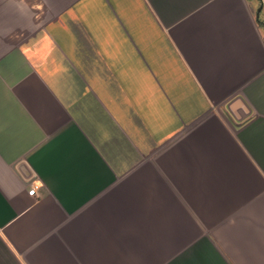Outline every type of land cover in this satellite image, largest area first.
Here are the masks:
<instances>
[{"label":"crops","instance_id":"1","mask_svg":"<svg viewBox=\"0 0 264 264\" xmlns=\"http://www.w3.org/2000/svg\"><path fill=\"white\" fill-rule=\"evenodd\" d=\"M0 264H264V0H0Z\"/></svg>","mask_w":264,"mask_h":264},{"label":"built area","instance_id":"2","mask_svg":"<svg viewBox=\"0 0 264 264\" xmlns=\"http://www.w3.org/2000/svg\"><path fill=\"white\" fill-rule=\"evenodd\" d=\"M38 189V184L37 183H31L30 185V189L28 190L27 194L30 196V197H34L36 191Z\"/></svg>","mask_w":264,"mask_h":264},{"label":"trees","instance_id":"3","mask_svg":"<svg viewBox=\"0 0 264 264\" xmlns=\"http://www.w3.org/2000/svg\"><path fill=\"white\" fill-rule=\"evenodd\" d=\"M259 15H260V12L258 13V16H259ZM258 16H257V17H258Z\"/></svg>","mask_w":264,"mask_h":264}]
</instances>
